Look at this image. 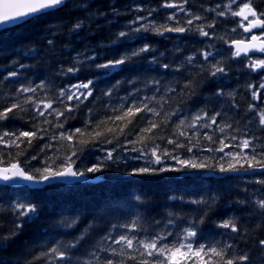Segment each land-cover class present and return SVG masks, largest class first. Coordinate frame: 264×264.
I'll list each match as a JSON object with an SVG mask.
<instances>
[{
  "label": "trees",
  "instance_id": "16d2710c",
  "mask_svg": "<svg viewBox=\"0 0 264 264\" xmlns=\"http://www.w3.org/2000/svg\"><path fill=\"white\" fill-rule=\"evenodd\" d=\"M249 2L258 14L264 13V0H235V3L232 0H187L186 3L184 0H69L59 9L26 22L0 26V111L12 103L21 105L8 119L0 120V134H15L7 138V143H0V165L19 163L39 179L45 168L60 171L71 158L78 171L104 178L97 182H57L44 187L0 185V264H68L69 260L71 264H105L108 259L114 264H143L153 258L140 255L143 249L137 240L163 236L164 242L171 245L183 240L184 230L190 227L196 231L193 239L197 247L230 244V251L250 257L242 264H264V249L257 243L264 239V209L255 204L264 197V184L258 183L263 175L246 179L234 175H199L222 173L221 163L227 167L230 158L225 156L221 160L223 153L215 151L222 146L221 140L235 145L244 138H255L254 144L261 141L257 151L264 149V126L259 124L258 116L264 109V88H260L264 84V70L249 67L258 57L238 58L230 47L234 39L246 36L239 17L232 12ZM220 12L225 15H219ZM173 15L174 19H168ZM193 16L201 19L188 25ZM137 17L144 19L130 24ZM80 21L82 28L73 31V25ZM141 24L180 26L187 31L158 35L152 30H142L133 33L132 39L120 38L112 43L119 32H128L129 27ZM201 28L209 35L201 36ZM145 44L150 45L151 52L134 58V63L115 70L96 67ZM204 52L211 53L207 61ZM77 54H82V63L76 61ZM84 56L96 59L84 60ZM187 57L193 58L191 63ZM164 64L169 67L163 68ZM214 64L225 71L212 76ZM68 68L78 71L69 73ZM10 72L17 75L9 76ZM89 80L94 83L90 86L92 95L86 100H67L59 95L61 88L67 91L71 85ZM41 81L43 88L37 87ZM22 85L36 91H18ZM257 90L259 98L254 99L253 91ZM29 97L32 100L25 103ZM41 100L52 101L53 107L64 115L49 114L50 110L43 109V105L39 110L45 115H37L36 104ZM141 103L155 111L139 112L130 118L131 123L115 120L128 108ZM250 105L255 108L250 109ZM216 113H220L216 124L205 127ZM197 115L202 119L194 122ZM100 121L106 123L97 128ZM149 121L156 122L158 127L144 134L148 139L129 143L139 140L141 129L148 127ZM226 124L231 127L221 133L219 128ZM77 128L82 134L73 136L72 140L60 138L61 133L66 137ZM36 129L40 131L31 138V144L23 137L11 142L20 132ZM97 131L104 135L92 141L91 136ZM181 132L185 135H180ZM205 134L212 136V140H207ZM233 136L237 139L232 140ZM81 140L89 142L81 144ZM169 140L176 143L170 144ZM101 145L118 151L158 145L163 162H172V157H176L209 167L193 169L180 163L172 167L161 163L147 166L142 162L107 159L100 155ZM188 147H192L191 152L187 151ZM224 151L250 150L233 146ZM97 163L102 164L99 172L86 171ZM140 167L167 170L130 174L133 168ZM191 172L197 174L183 175ZM201 200L202 203H193ZM17 203L34 204L36 212L30 219L20 217L14 209ZM229 219L236 222L238 232L219 226ZM134 221L136 228L127 227ZM17 224L22 227L17 228ZM13 233L17 234L13 236ZM82 235L84 238L75 244ZM121 235L134 238V247L113 242ZM4 237L11 239L5 241ZM71 244L75 247L67 250L65 260L49 252L51 247ZM130 255L136 259H129Z\"/></svg>",
  "mask_w": 264,
  "mask_h": 264
},
{
  "label": "snow or ice",
  "instance_id": "6c2138e0",
  "mask_svg": "<svg viewBox=\"0 0 264 264\" xmlns=\"http://www.w3.org/2000/svg\"><path fill=\"white\" fill-rule=\"evenodd\" d=\"M186 3L187 0H184ZM233 3H235V0H232ZM66 4V0H16V2H5L3 5V11H0V26L5 24H16L18 22H26L27 17H36L41 14H46V10L49 9H59V7L64 6ZM167 7H175L174 4H167L165 5ZM82 8H86L87 5H80ZM151 15V13H150ZM219 15L223 16L225 15L224 12H220ZM233 16L242 17L241 26H243V22L247 21V25L244 26V31L251 33L253 29H261L262 34H264V19L261 17L264 16V13H257L255 9L252 7V3H244L243 6L239 9L237 12H232ZM249 17H252L253 19H250ZM175 16H170L168 19H174ZM144 17H137L135 21H131L130 24H136L137 21H142ZM201 19L198 16H193L192 19H189L187 21L188 25H191L193 23V20H199ZM83 26V21H80L73 25V31L81 29ZM211 27V25H209ZM147 31L152 30L158 35H163L164 32H177V33H183L187 31L186 27H167L165 25L161 26H153L152 24H141L139 27L132 28L129 27V31H121L117 35V40L112 41L113 44L117 43L120 38L125 39H132L133 33H138L140 31ZM199 34L201 36H208L209 34L203 29H199ZM251 41L249 44L245 45L244 47H240V45L243 43L242 41H233L232 43L236 45V51L233 53L234 56H240L242 53L244 55H247L249 51L253 52H260L261 54H264V39H261V36L252 35ZM259 42V43H256ZM50 45L52 44V41L48 42ZM151 52L150 45L145 44L143 47H140L139 49H133L130 52L126 51L123 54L119 56V58H113L111 60H108L106 63L98 64L96 65L97 68L101 69H112L115 70L117 67L122 68L124 65L129 63H134V58L141 56L144 53ZM82 54H77V57L75 58L78 63H82L83 61L80 59ZM204 56V59L207 61L211 53L204 52L202 53ZM96 59L95 56H84V60H91L94 61ZM192 57H187L186 60L188 63L192 62ZM153 60H155V56H153ZM219 63V62H218ZM23 67V65H21ZM163 68L167 69L169 65L164 64L162 65ZM253 70L261 69L264 70V59L252 61L249 65ZM211 75L216 76L217 73H223L225 69L223 67H218L217 65H211ZM78 71L77 68H68L67 72H75ZM9 76H16V72H10L8 74ZM93 81L89 80L87 83H82L78 85H71L67 91L64 88L60 89L59 95L61 97H65L67 100L76 99L78 101L83 98L86 100L88 96L92 95L91 85H93ZM119 83V82H117ZM154 83H158L154 82ZM39 88L45 87L44 82L41 81V83L37 86ZM249 87H252L251 85ZM260 88H264V84L260 85ZM81 89L87 90L86 92H82ZM74 90V91H73ZM18 91L23 92H34L36 89L32 87H24L23 85ZM258 91H253V98L258 99ZM111 92V89H109V93ZM108 94V93H106ZM32 100L31 97L27 98L25 100V103H28ZM62 102V101H61ZM40 105H43V109L50 110L49 114L52 112H55L58 116H63V111H58L53 107V102L48 101L45 102L43 100L39 101L36 104V107L38 109L37 115L44 116L45 112L40 109ZM21 105L19 103H12L8 107H4L2 111H0V120H6L9 118L10 114L14 112L16 109H20ZM250 109H254L255 105H250ZM68 111H71V109H67ZM154 112L155 110L153 108L148 107L147 104L141 103L138 106L130 107L126 111L123 112V115L116 116V121H125L127 120V123H131V117H134L139 112ZM156 115H159V113H156ZM220 115V113H216V115L211 117V124L204 125L205 127H211L212 124H216L217 117ZM204 116H207V113H204ZM259 116V124L264 126V109L260 110L258 113ZM202 119L200 115H197L194 117V122L199 121ZM47 122V121H46ZM106 121H100L96 127L99 128L101 125L105 124ZM180 124L183 125L184 121L181 120ZM126 126V125H125ZM59 127H63V125H59ZM158 127V124L154 121H149V126L141 129V134L138 141H129V143H137V142H145L146 139H148L144 134L145 133H152L153 129H156ZM231 125H224L223 127L219 128V131L223 133L225 131V128H230ZM40 129H36L35 131H22L19 133L18 136H16L15 140H12V143H16L17 140H20L21 137L27 139V143L31 144V138L35 137L37 135V132H39ZM108 132H114L115 129H108ZM123 133V128H120V134ZM82 134V130L77 128L75 129V132L72 134H69L65 137L64 133H61V139H68L72 140L73 136ZM14 133H8L4 132L3 134H0V143H7L8 137L14 136ZM104 133L101 132H95L94 135L91 136V140L95 141L98 140ZM180 135H185L184 132H181ZM55 139V137H53ZM154 138V137H153ZM205 138L209 141L212 140V136L205 134ZM232 140H236L237 138L233 136L231 138ZM255 138H244L240 140L237 144L231 145L226 144L224 140L220 141L221 147L215 149V151L223 153V155L220 157L221 160H224L225 156L230 158V162L227 164V167L224 166L223 163L219 164V169L222 172L226 171H232L236 172L241 169H243L245 172H247L248 169H264V149H261L257 151L255 144L253 143V140ZM24 142V141H21ZM87 140H81V144L88 143ZM110 143V141H109ZM168 143L175 144V141L169 140ZM191 143V141H189ZM180 147H183L184 145H178ZM236 147L238 149L243 150H250V151H237L235 153L233 152H225V148L229 147ZM158 145L153 147L151 149L152 155L155 157V161L153 163L160 164L161 163V155L157 154ZM192 147H195L193 145ZM192 147H188L187 151L191 152ZM133 151H136V149H132ZM115 151V149H113ZM209 151H212V149H209ZM76 153H73V156H75ZM164 155H167V153H164ZM107 159L112 158V152H108ZM140 156L135 157V159H140ZM173 159H177L176 157H172ZM35 159V157H33ZM74 161L69 158V162L66 165H62V170L60 171H54L52 168L48 167L45 168L43 171L45 174L39 176V180L47 181L50 179H55L56 177H83L85 175L84 172L81 171H75L73 169L72 164ZM178 163H180L183 166H186L188 168L193 169H204L209 167V165L205 163H194L191 160H178ZM245 164L247 167H245ZM102 164L97 163L94 164L92 167H89L86 169L89 173H95L99 172L101 170ZM167 169L164 168H154V167H140V168H133L131 171V175H143V174H154L156 172H163ZM175 170V169H173ZM40 170L38 169L37 172ZM10 173V174H9ZM0 179H3L4 181H11L13 183H21L23 181H36L37 176L29 174L26 172L19 163H13L7 168L0 169ZM260 184H264V180L258 181ZM203 201H193V203H202ZM255 204L260 208L264 209V199H258L255 201ZM14 209L18 212V215L20 217H26L31 218V214L36 212V205L34 204H23V203H17L14 205ZM75 223V221H73ZM220 227H223L225 229H231L232 232H238L239 228L236 224V222L233 219L222 221L219 225ZM17 228L22 227L21 224L16 225ZM130 228H136L137 223L134 221L131 225L127 226ZM17 233H13V236ZM196 236V231L193 227H190L188 229L184 230V237L183 240L177 241L176 243H173L169 245L168 243H165L166 237L163 236H153L148 239H139L136 241L137 244H139L140 248L143 249L142 252H140L141 256L146 255L147 257L153 258L151 262L144 261L143 264H242V262H246L250 260V257L247 254L238 255L234 251H230L232 249V245L225 244V245H213V246H205L203 244L199 245L198 247H193L192 243H185L184 241L190 240L192 237ZM83 235L75 241V244H79L80 241L83 239ZM5 241H8L11 239V237H4ZM109 239H112L109 237ZM116 244H122L127 248H133L134 247V238H129L128 235H121L119 239H116L113 241ZM259 246L264 249V239H261L257 242ZM75 244L71 245H63V246H54L49 249V252L54 253L59 259L65 260L68 256V249H71L75 247ZM113 253L116 252V249L111 250ZM42 256L47 255V253H41ZM129 259L135 260L136 256L130 255ZM68 264H71V261H68ZM105 264H114L113 260L108 259ZM122 264V262H121Z\"/></svg>",
  "mask_w": 264,
  "mask_h": 264
},
{
  "label": "water",
  "instance_id": "95a60500",
  "mask_svg": "<svg viewBox=\"0 0 264 264\" xmlns=\"http://www.w3.org/2000/svg\"><path fill=\"white\" fill-rule=\"evenodd\" d=\"M67 1H69V0H66V2ZM5 2H6V0H0V11H3V5L5 4ZM7 2H9V3L16 2V0H7ZM50 10H53V9L46 10V12L47 11H50ZM31 18H33V17L32 16L27 17L26 18V21L29 20V19H31ZM20 23H22V22H18L16 24H20ZM16 24L9 23V24H5V25H2V26L3 27H8V26L16 25ZM260 30L261 29H253L251 33H249V32H246V33L251 34V37L254 34V35H257V36H261V39H264V36L262 34H258V32ZM251 37L249 39H235L233 41H242L243 43L240 45V47H244L245 45H247L250 42H252L251 41ZM232 42L230 43V47H232L234 49V51H236V45L233 44ZM256 43H259V42H256ZM252 54H255V55H264V54H261L258 51H256V52L249 51V53L247 55H252ZM242 56H246V55H244L242 53L240 56H237V57L239 58V57H242ZM10 165H0V169L7 168ZM20 166L25 170V168L22 165H20ZM73 169L75 170V167L74 166H73ZM26 172H28V171H26ZM263 172H264V169H258L257 168V169H248L247 172H245L243 169H241V170L236 171V172L227 171V172H225L223 174L214 173V172H204L201 175H203V176H224L226 174L252 175V174L263 173ZM187 174H189V175H195L194 172L185 173L183 175H187ZM103 179H104L103 177H93V176H90L87 173H85V175L83 177H56L55 179H50V180H47V181H43V180H38L37 179L36 181H23L21 183H13L11 181H4L3 179H0V185L10 186V187H18V186H21L23 184H27L30 187H44V186H46L48 184H51V183H56V182H61V181H66V180H76V181H81V182H97V181H100V180H103Z\"/></svg>",
  "mask_w": 264,
  "mask_h": 264
},
{
  "label": "rangeland",
  "instance_id": "374dc122",
  "mask_svg": "<svg viewBox=\"0 0 264 264\" xmlns=\"http://www.w3.org/2000/svg\"><path fill=\"white\" fill-rule=\"evenodd\" d=\"M239 11V10H238ZM242 17H239V24L241 26V21H242ZM245 25V21L243 22V26ZM260 140L258 141V143H255V146H260ZM132 149L135 148H126L124 150H115L113 151V148L108 146V145H101L99 147V152L101 157H105L107 156L108 152H112V158L114 159H123L125 161H135V162H142L143 164H146L147 166H157L159 164H155L153 163L155 161V157L152 155L151 153V149H136V151H133ZM101 150V151H100ZM157 154H158V149H157ZM140 156V159H135V157ZM178 160H186V159H173L172 162H163V160L161 159V164L168 166V167H172L173 165H178ZM261 180H264V175L262 177H260ZM261 198V196H260ZM264 199V197L262 198ZM185 243H192L193 247H197L193 237L190 240H186L184 241Z\"/></svg>",
  "mask_w": 264,
  "mask_h": 264
}]
</instances>
